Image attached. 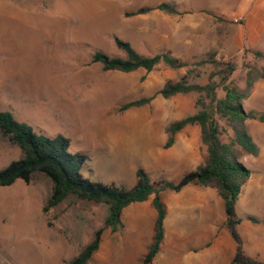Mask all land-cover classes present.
I'll return each mask as SVG.
<instances>
[{"label":"rangeland","instance_id":"1","mask_svg":"<svg viewBox=\"0 0 264 264\" xmlns=\"http://www.w3.org/2000/svg\"><path fill=\"white\" fill-rule=\"evenodd\" d=\"M161 2L174 5L177 13L153 9L132 14L142 6ZM197 11L208 14L201 23L206 32L195 30L198 23L190 19ZM204 35L205 45H195L198 36ZM175 36L194 44H175ZM115 38L145 56L170 50L188 65L171 68L160 62L150 71H104L92 56L101 51L110 57H125ZM210 53L217 60L235 64L231 78L243 89L247 67L264 65V0H0V111H9L36 134L68 139L69 152L87 156L80 172L91 181L131 188L136 183V169L142 168L151 181L176 183L190 167L179 165L168 173H150L144 167L149 164L147 147L165 133L170 122L197 110V93L168 98L157 94L142 106L122 107L153 95L166 81L184 78L189 83H208L214 66L198 61ZM242 106L246 111L264 112L263 79L254 83ZM246 126L259 153L240 152V161L250 170L248 183L253 193L247 201L239 196L235 203L241 219L236 231L243 252L264 262V224L245 218L247 213L264 218V122L248 119ZM189 127L193 126L184 129ZM20 156V149L0 133V169ZM51 189V181L42 173H34L28 182L18 179L0 186L3 264H67L104 226L108 206L75 195L44 212ZM219 207L225 217L222 199ZM204 210L195 221L201 227L193 243L216 232L217 222L209 224ZM154 217V208L146 201L125 207L122 225L103 229L98 249L87 264H141L151 242ZM182 226L179 222L180 237ZM218 236L221 241L216 238L208 255L213 264H226L236 242L227 228ZM188 245L177 241L180 260ZM160 255L161 249L151 264H174L158 262ZM202 259L203 255L197 264Z\"/></svg>","mask_w":264,"mask_h":264},{"label":"trees","instance_id":"2","mask_svg":"<svg viewBox=\"0 0 264 264\" xmlns=\"http://www.w3.org/2000/svg\"><path fill=\"white\" fill-rule=\"evenodd\" d=\"M153 9L177 13L174 5L161 2L154 7L142 6L132 14H143ZM115 43L124 50L125 57H110L101 51H96L92 56V61L100 62L104 71L131 72L138 68L150 71L160 62L171 68L188 65L187 61L174 56L169 50L145 56L136 52L126 41L115 38ZM255 54L262 56L259 51ZM198 62L200 65L209 63L214 66L215 71L210 74L208 83L203 85L189 83L184 78L175 82L166 81L153 95L131 100L122 107L127 109L142 106L149 103L157 94L168 98L178 93H197L195 101L197 110L167 125L168 138L165 145L170 146L174 141V135L185 126L195 124L200 128V138L206 147V154L201 164L184 174L176 183L168 180L151 181L142 168L136 169V183L131 188L91 181L80 172L87 156L80 152H69L68 139L62 135L49 137L36 134L29 125L15 120L9 111H0L1 135L21 151L18 159L0 169V186H9L18 179L28 182L34 173H42L52 183L50 196L43 207L44 212L68 195L108 206L104 226L94 233L92 240L67 264H87L98 249L103 229L107 227L115 229L121 226L123 209L131 203L145 201L153 194L152 205L156 210L154 234L141 260V264H150L159 251L164 235L163 221L166 209L160 199V192L165 189L179 191L189 183L215 188L224 200L225 226L236 242L235 254L230 264H264L243 252L236 231L240 218L235 213V203L241 187L250 176V170L240 161V152L252 156H257L259 153L258 145L248 133L246 120L264 122V112L246 111L242 101L249 96L257 80H264V65L248 66L245 86L240 89L231 78L236 69L233 62L217 60L214 53H210L206 59ZM247 218L254 222L258 221L253 216Z\"/></svg>","mask_w":264,"mask_h":264},{"label":"crops","instance_id":"3","mask_svg":"<svg viewBox=\"0 0 264 264\" xmlns=\"http://www.w3.org/2000/svg\"><path fill=\"white\" fill-rule=\"evenodd\" d=\"M154 11L155 10H152V12ZM184 14H190V13H184ZM194 14L197 15H194V17H191L190 19L197 21L196 23H198V25H196L195 27V30L200 31V33L206 32L205 25H201V23L206 21L208 14L206 12H198V11ZM184 19H188V18L185 17ZM174 39L177 40L175 44H181V45L192 44V41H190V39L184 37L175 36ZM200 40H203V43L200 42ZM205 43H206L205 35L198 36L195 45H205ZM187 126H193V127L184 129ZM187 126H185L181 131H179L174 135V141L170 146L165 145L168 138V134L166 133V131L165 133H161L159 138H156L154 142L148 145L146 154L148 155L149 158V164L148 165L145 164L144 166L148 172L168 173L169 171H172L174 168L177 169L179 165H188V167H190L189 170L191 171L194 170L199 164L203 162L206 154V147L201 142L200 128L198 125L195 124L187 125ZM183 130H189L192 132L185 133L183 132ZM152 149L155 150L154 154L152 152ZM248 182H249V178L242 185L239 194L240 198H242L243 200L246 199L244 201H247L248 200L247 198H249L253 193V187L251 183ZM163 194H165L164 200H166V202L162 201ZM152 198H153V194H151L148 197V199L145 201L148 202L150 205H152ZM160 199L162 203L164 202L163 204L166 209V215L163 221L164 235L161 242L162 246L160 244V248H159V251L161 249V255L157 259L158 262L160 260L166 263V261L168 262L170 260L171 261L170 263H174V264H197L198 259L203 255V259L198 264H213L212 256L208 255V252L213 249V244L216 238L220 240V237L218 236L220 232H222L224 228H227L225 226L226 214L224 217L222 208L219 207L220 199H222V197L218 194L217 190L215 188L202 186L198 183H189L184 187H182L179 191H172L169 189L162 190L160 192ZM222 201H223V209L225 213L224 200L222 199ZM183 203H187V204L185 206H180ZM204 209L207 210L206 219L209 220V224L211 221L217 222L216 228H214L216 232L211 236L205 237L202 240V242L193 243L194 238L198 237L196 235L197 229L201 227V224L197 227L195 221L200 215H204L202 213V210ZM154 211L156 217V210L154 209ZM247 216H253V215L248 213L245 214V218L249 220ZM155 217H154V221H155ZM255 218H257L258 221L256 222L251 220L249 221L254 224H260V223L264 224V218H259V217H255ZM179 222L181 223V225H183L181 237L179 234L181 231H178ZM153 227H154V222H153ZM153 234H154V230H153ZM153 234H152L151 242L153 239ZM179 239H181V241H185L186 244L189 243V245L186 246L187 249L182 250L183 256H181V260H180V252L178 254L176 253L177 241ZM151 242H149V246ZM235 250H236V246H235ZM233 256L228 261L226 259L225 263L230 264ZM0 263L3 264L1 261ZM159 264L162 263L159 262Z\"/></svg>","mask_w":264,"mask_h":264}]
</instances>
